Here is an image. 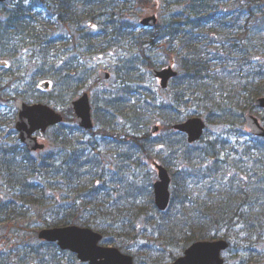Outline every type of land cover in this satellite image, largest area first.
Instances as JSON below:
<instances>
[{"label": "trees", "instance_id": "obj_1", "mask_svg": "<svg viewBox=\"0 0 264 264\" xmlns=\"http://www.w3.org/2000/svg\"><path fill=\"white\" fill-rule=\"evenodd\" d=\"M108 1L29 0L30 5L27 6V0H21L3 15L0 20V57L12 67L6 74L0 73V103L13 101L14 94L20 96V93H26L30 86L27 81L30 75L36 78L48 75L49 79L51 77V80L55 81L49 55L36 53L34 42L42 36H49L48 30L43 33L36 28L38 22L48 26L49 19L54 16L59 22H64L81 20L83 16L88 15L87 26H92L93 30L97 27L94 19L106 14L102 12L95 15V11L103 8ZM129 1L111 0V3L117 4L118 11L110 14L112 19L107 22V26H111L116 37H123L129 45L135 46L137 51L133 60L143 58L140 64L142 69L143 66L154 68L160 65L159 61L141 57L145 55L143 45L149 42L158 49L161 44V47L168 46L167 55L170 50L174 51L177 56L174 59L180 64L181 74L172 83L174 94L171 100H162L160 103L145 101L138 109L131 105V98L129 104L126 103L128 86L118 90L115 97L107 101L108 122H102L103 126L98 133L105 135L112 130L114 136L131 140L142 148V154L152 158V153L146 150L140 137L113 129V114L121 113L129 121L135 114L143 113L145 117H151L148 124L162 119L164 130L172 133L174 137L178 134L173 131L172 124L182 120L185 115H200L207 118L209 123L242 126L244 130L246 110L254 112L255 99L264 95V48L258 47L257 50L256 45H253L257 36L264 32V0H167L168 18L154 29L141 31H136V20L134 22L125 13L128 8L121 6H127ZM139 1L143 2V6L149 4V0ZM43 13L46 17L42 18ZM87 37L91 41H98L101 52L106 51L105 45L114 46L108 41L109 36L100 38V35L91 33ZM101 40L105 42L102 43ZM13 47H18V50L12 49ZM34 60L38 64L43 63L42 70L36 74L31 71ZM135 67L138 66L131 65L125 71L127 81L123 84H136L141 78ZM216 67L220 70H215ZM69 102L65 104L68 105ZM64 116L65 123L74 124L70 109ZM13 122V114L0 116V178L4 179L3 186H0L4 193L1 194L0 191V264H34L38 260L35 255L41 252L42 244L46 243L38 238V230L33 228V224L38 222L47 227L68 224L97 226L96 216L91 213L95 209L91 207L100 205L102 210L108 208V204L112 202L110 195L101 192L100 186H106L111 181L105 173V165L101 163L99 155H92L95 151L87 150L88 144L75 137L80 129L60 125L55 129L53 152L47 155H33L14 137ZM2 126H5L3 130L7 128L13 133L6 132L8 135L2 136ZM243 133L241 130V134ZM178 136L179 143L168 141L173 140L171 136L172 138H164L163 146L158 145L159 148L170 149L178 154L181 152L179 158H185L189 169H194L191 172L196 174L197 170L200 171V176H190H196L199 185L213 184L219 176L217 172L222 170L225 162L217 159L218 154H209L207 148L197 152L196 145L189 144L184 134ZM251 137L254 149L262 154L253 160L252 167H246V175H252V178L240 176L238 183L233 184L235 180L231 182L228 193L226 191L225 194L214 197L211 192H206L204 197L195 202L197 207L190 208L193 211L188 212V215L196 212L193 217L196 216L197 223L194 224L195 228L188 230L190 237L182 240L181 251L197 240L219 237L230 239L231 233L225 232H231L234 225L238 224L236 218L247 227L245 233L249 236L244 240L245 243L254 235L259 238L264 236V201L260 199L264 198V176L254 187V194L257 195L255 198L252 197L251 189L256 176L264 172V139ZM208 147L214 149L216 145L209 143ZM256 152L252 154L256 155ZM200 155L204 158L200 159ZM197 159L199 160L194 162ZM219 164L222 167L219 168ZM242 186H247L248 192L243 190ZM243 195L245 203L239 199ZM248 202L252 204L251 208H245ZM153 209L155 210L154 204ZM32 217L34 221L30 223ZM6 227L12 235L16 233V240H12L6 232L3 234ZM104 239L106 240L105 236ZM256 243L257 241H253L247 244L253 246ZM47 244L55 255L60 251L56 249V244ZM116 245L127 252L121 242L118 241ZM48 256L49 260L58 258L57 255ZM172 256L175 259L177 255ZM56 261L57 264L58 259Z\"/></svg>", "mask_w": 264, "mask_h": 264}, {"label": "rangeland", "instance_id": "obj_2", "mask_svg": "<svg viewBox=\"0 0 264 264\" xmlns=\"http://www.w3.org/2000/svg\"><path fill=\"white\" fill-rule=\"evenodd\" d=\"M20 1L10 0L0 4V19L5 11H10ZM166 1L151 0V4L157 3L158 6L155 11H148L156 13L159 19L165 20L169 16ZM26 3L27 6L30 5L29 0ZM141 3L137 0H130L127 6L126 4L121 6L122 8H128L125 13L133 21H137L146 12ZM104 5L103 8L95 11L97 13H94L95 15H99L102 12L106 14L94 19L97 27L93 30L91 29L92 26H87L88 15L83 16L81 20L75 19L64 22H58L55 20L56 17H54L52 21H49L48 26H45L42 22H38L35 25L40 32L44 33L45 30H48L49 36H42L34 43H36L37 54L45 53L49 55L48 58L51 63L55 84L51 90L43 92L40 89V84L49 80L47 79L48 75L38 78L30 75L27 80L28 85L30 84L28 86L29 90L26 93H22L21 96L28 100L38 99V101L49 103L52 107L66 113L69 106L65 103L78 99L84 92L89 93L95 129L91 134H85L84 131L77 130L75 137L88 144L87 150L98 151L99 159L105 165V173L109 181H111L106 186L101 185V192L109 194L112 201V205L108 204V208L103 210L100 205L91 207L95 209L91 213H94V216H96L95 221L98 223L97 226L92 228L105 236L104 245H116L118 241L121 242L127 248V253L135 257L137 264H170L173 261L172 255H180L181 246L183 245L182 240L190 237L188 230L195 228L194 224L197 223L196 216L193 217L196 212L188 215V212L193 211L190 208L197 207V201L200 197H204L206 192H211L214 197H218L226 191L228 193L231 188V182L235 180L233 184L238 183L237 179H240V176L251 179L252 175H246V167H252L253 160L261 157L262 154L259 152H256V155L252 154L254 153V143L249 142L250 137L248 134L242 136L241 130L246 132L245 129H242V126L240 128L235 127V125L223 126L215 122L209 123L204 140L197 144L195 149L197 152H201L202 149L205 150L207 148L209 154H218L217 159L223 160L225 163L222 165L224 166L222 170L217 172L219 176L214 183L203 186V184H198V179L196 178V176H200L198 175L200 171L197 170L196 174L191 172L194 169H189V163L187 164L184 161L185 158H179L181 152L178 154V152L174 153L170 149L159 148V146H163L162 140L171 136H173V140L168 141H172L173 144L180 141L178 135L174 137L172 133L164 130L162 119L148 124V120L150 121L151 117H145L143 113L135 114L129 121L121 113L113 114L111 118L115 131H125V134H133L140 137L141 143L145 144L146 150L152 153L153 159L147 158L146 155L142 154V148H139L131 140H126L123 136H114L115 134H112V130H109L105 135H96L103 126L102 124L108 122L106 119L108 117L106 115L108 99L115 97L118 90L126 89L125 86H128L127 89L129 91L126 96L128 97L126 103L129 104V99L134 97L131 105H135V109L141 107L145 101L151 103L155 99L158 101L171 100L174 94L172 87L167 91L161 89L159 80L154 78L149 68L143 66L142 69L140 64L143 58L133 60L136 56V48L127 46L128 42L125 41L126 39L120 36L116 37L111 26H107V22L112 19L110 14L118 11V8H116L117 4L111 3V0H109ZM43 17H45L44 14H42ZM136 31H140V29L137 28ZM89 33L98 34L100 38L109 36L108 41H111L114 46L105 45L106 51H99L98 41L89 40L87 37V35H90ZM105 41H107V38ZM105 41L101 40L102 43ZM253 45H256L257 50L258 47H261L260 49L264 48V32L257 36ZM161 46L162 44L159 45L160 49H158L145 43L142 48L145 55L141 57L151 58L155 62L159 61L158 65L160 64L159 66L163 67L174 63L175 68L180 70V64L173 61L177 57L175 52L170 50V54L167 55L166 48L168 46ZM12 49L18 50V47H13ZM42 64L33 63L31 71L36 74L42 70ZM134 64L138 66L135 68L141 78L138 79L136 84H123L124 81H127L125 71ZM215 70H220V68L216 67ZM6 71L5 69H0L1 73H6ZM102 71L109 72L111 77L103 79L101 77ZM5 104L0 105V116L11 108V103L9 105ZM183 109L186 110V108ZM246 111L251 112L248 109ZM254 113L261 120L264 119V110L256 109ZM156 124L160 125L161 130L158 133H153L152 127ZM56 130L47 133L43 139L40 138V142L51 143L56 137ZM209 143L210 145L215 143L216 147L211 149L208 147ZM51 150H54L53 147L47 148L46 153H51ZM98 153H92V155ZM200 157V159L204 158L203 155H200ZM153 160L164 163L173 176L175 174L171 187L172 203L170 209L163 214H159L154 210L152 204L154 202L153 184L158 179V171L152 165ZM222 166L219 164L218 167ZM263 173L260 172L253 181V188H251L253 189V198L257 196L254 194V187L258 185L259 180L264 176ZM190 175L196 176L192 177ZM3 180L0 178L1 187L3 186ZM260 184L262 183L260 182ZM246 187L244 186L243 190ZM248 190L246 189V192ZM0 191L2 194L1 188ZM244 197L245 195L239 198L240 202L245 203ZM208 198H210L209 195ZM260 199L264 201L263 197H260ZM250 205L252 204L248 202L245 208ZM209 212H213L211 208H209ZM236 219L238 224L234 225L231 232L228 230L224 231L232 235L229 239L231 248L224 253L226 264H264V236L259 238L254 235L248 242L257 241V243L249 246L248 242L245 243L244 241L249 236L245 233L247 227L243 225L244 222L240 221L239 218ZM33 221L32 217L30 223ZM44 227H46L44 224L42 225L38 222L33 224V228H36V230ZM5 232L9 237H12V240H16V233L13 232L15 235H12L11 232L7 231V227L4 229L3 234ZM1 236L2 229H0V238ZM48 245L47 243L42 244L41 252L35 255L38 260L34 264H56L57 259V264H84L78 260L75 254L61 251L57 245H55L56 249L60 251L56 256L53 249L48 247ZM36 247L38 248V245ZM48 255H54L58 258L49 260Z\"/></svg>", "mask_w": 264, "mask_h": 264}, {"label": "water", "instance_id": "obj_3", "mask_svg": "<svg viewBox=\"0 0 264 264\" xmlns=\"http://www.w3.org/2000/svg\"><path fill=\"white\" fill-rule=\"evenodd\" d=\"M7 0H0L1 3ZM157 23L156 16H148L142 19V24L152 27ZM152 73L162 80V87H167L171 78L177 75L172 67L156 70ZM104 78H109V73L103 72ZM49 83L42 84V88L47 89ZM258 108H264V97H260L255 102ZM19 110L16 118V128L20 133V140L32 150H41L45 146L38 142L34 133L41 131L45 133L48 127L59 124L63 121V116L49 105L37 103L29 105L22 100L16 102ZM72 108L76 114V122L83 128L89 130L93 128L91 105L88 94H84L80 99L72 103ZM246 127L255 136L264 137V126L259 119L248 114L245 118ZM176 130L188 135L190 143L201 139L204 134L206 124L200 117L188 119L183 123L174 125ZM158 127H155V131ZM159 171V180L154 185L155 203L159 210L165 211L170 203V183L169 171L163 165L156 163ZM39 238L47 242L57 243L61 250L70 251L77 255L78 259L87 264H135L131 255L125 254L114 246H103L101 242L103 235L92 228L78 225H68L55 228H44L39 232ZM229 248L226 240L217 241H197L191 244L184 252V255L176 259L172 264H225L222 253Z\"/></svg>", "mask_w": 264, "mask_h": 264}]
</instances>
